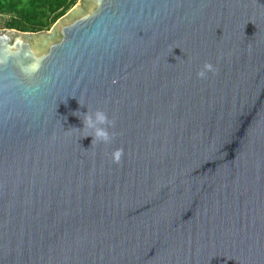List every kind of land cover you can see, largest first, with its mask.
<instances>
[{
    "label": "water",
    "instance_id": "water-1",
    "mask_svg": "<svg viewBox=\"0 0 264 264\" xmlns=\"http://www.w3.org/2000/svg\"><path fill=\"white\" fill-rule=\"evenodd\" d=\"M0 264H264V0L0 28Z\"/></svg>",
    "mask_w": 264,
    "mask_h": 264
},
{
    "label": "trees",
    "instance_id": "trees-1",
    "mask_svg": "<svg viewBox=\"0 0 264 264\" xmlns=\"http://www.w3.org/2000/svg\"><path fill=\"white\" fill-rule=\"evenodd\" d=\"M77 0H0V14L10 18L0 24L22 31L49 30Z\"/></svg>",
    "mask_w": 264,
    "mask_h": 264
},
{
    "label": "clouds",
    "instance_id": "clouds-1",
    "mask_svg": "<svg viewBox=\"0 0 264 264\" xmlns=\"http://www.w3.org/2000/svg\"><path fill=\"white\" fill-rule=\"evenodd\" d=\"M216 67L211 62H206L202 69L197 73L200 78H206L208 73L215 72ZM84 128L90 129L88 136L93 137V141L108 144L111 143L114 133L110 131L114 127V121L110 119L107 112L102 109H97L93 113L87 112L83 118ZM123 149H116L112 153V158L115 163H119L122 159Z\"/></svg>",
    "mask_w": 264,
    "mask_h": 264
},
{
    "label": "rangeland",
    "instance_id": "rangeland-1",
    "mask_svg": "<svg viewBox=\"0 0 264 264\" xmlns=\"http://www.w3.org/2000/svg\"><path fill=\"white\" fill-rule=\"evenodd\" d=\"M79 0H77L78 2ZM10 18L9 15L0 14V24H2L4 21L8 20ZM0 28H3L0 26Z\"/></svg>",
    "mask_w": 264,
    "mask_h": 264
}]
</instances>
